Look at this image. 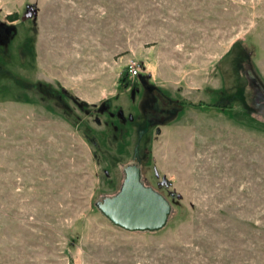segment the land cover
<instances>
[{
    "label": "rangeland",
    "instance_id": "1",
    "mask_svg": "<svg viewBox=\"0 0 264 264\" xmlns=\"http://www.w3.org/2000/svg\"><path fill=\"white\" fill-rule=\"evenodd\" d=\"M0 35V264H264V0H0ZM128 165L161 231L94 207Z\"/></svg>",
    "mask_w": 264,
    "mask_h": 264
},
{
    "label": "water",
    "instance_id": "2",
    "mask_svg": "<svg viewBox=\"0 0 264 264\" xmlns=\"http://www.w3.org/2000/svg\"><path fill=\"white\" fill-rule=\"evenodd\" d=\"M118 192L95 203L97 210L114 226L134 232H154L166 224L170 205L165 197L145 186L140 169L128 165Z\"/></svg>",
    "mask_w": 264,
    "mask_h": 264
},
{
    "label": "trees",
    "instance_id": "3",
    "mask_svg": "<svg viewBox=\"0 0 264 264\" xmlns=\"http://www.w3.org/2000/svg\"><path fill=\"white\" fill-rule=\"evenodd\" d=\"M8 19H9V21L10 22H13V21H15V20H17L18 18H16L15 16H8L7 17ZM1 66V65H0ZM17 99L19 100H24V101H28V102H31L28 98L26 99V96L25 95H21V96H17ZM235 100H238V101H240L241 102V98H240V96L238 95V97H236L235 98ZM242 103V102H241ZM244 105V104H243ZM213 106L214 107H223L224 105H218V104H213ZM245 106V105H244ZM243 106V107H244ZM246 107V106H245ZM246 110L248 111V112H250V110L249 109H247L246 108ZM150 122H153L152 120L150 121ZM137 145H138V142H137V139H135V143H134V145H133V151H132V154H131V156L132 157H134L135 156V154L138 152V148H137ZM172 201H170V204L172 205L173 203H171ZM94 207H96L95 206V204H94ZM172 207V206H171ZM97 209V208H96ZM170 216V215H169ZM169 218V217H168ZM164 228V227H163ZM162 228V229H163ZM162 229H160V230H158V231H161ZM158 231H154V232H158ZM145 232H149V231H145Z\"/></svg>",
    "mask_w": 264,
    "mask_h": 264
},
{
    "label": "built area",
    "instance_id": "4",
    "mask_svg": "<svg viewBox=\"0 0 264 264\" xmlns=\"http://www.w3.org/2000/svg\"><path fill=\"white\" fill-rule=\"evenodd\" d=\"M127 72H128V75L131 77H134L138 74L137 65L135 62H130L127 65Z\"/></svg>",
    "mask_w": 264,
    "mask_h": 264
},
{
    "label": "flooded vegetation",
    "instance_id": "5",
    "mask_svg": "<svg viewBox=\"0 0 264 264\" xmlns=\"http://www.w3.org/2000/svg\"><path fill=\"white\" fill-rule=\"evenodd\" d=\"M1 36V35H0Z\"/></svg>",
    "mask_w": 264,
    "mask_h": 264
}]
</instances>
